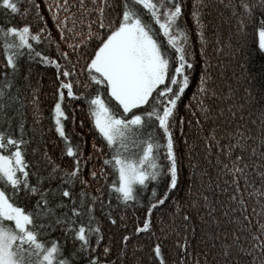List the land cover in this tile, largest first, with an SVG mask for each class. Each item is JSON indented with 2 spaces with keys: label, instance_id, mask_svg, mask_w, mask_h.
Instances as JSON below:
<instances>
[{
  "label": "snow or ice",
  "instance_id": "1",
  "mask_svg": "<svg viewBox=\"0 0 264 264\" xmlns=\"http://www.w3.org/2000/svg\"><path fill=\"white\" fill-rule=\"evenodd\" d=\"M27 3L21 11L20 0H0V12L5 14V23L0 25L3 57L0 60V264H117V261L123 264L133 233H121L115 254L111 242L103 244L105 258L102 259L97 248L104 241V234L95 215L96 205L99 203L106 219L117 226L108 210L112 205L105 203V191L109 200L114 195L120 204L134 206L139 203V194L147 191L151 183L142 225L134 228L135 233L148 232L153 209L163 205L176 189L180 167L174 129L195 66L190 47L191 29L185 16L195 25L203 59L207 4L205 0H92V5L85 8L80 0L88 20L81 18L79 22L86 24V31H78L67 0L64 4L58 0L48 4L45 0L59 29L57 41L52 38L40 5L35 0ZM225 7L235 19L236 34L246 36L251 28L252 44L264 55V0L258 3L228 0ZM61 11L68 12L63 21L59 19ZM30 13L36 21L35 30L26 21ZM14 15L24 17L25 22L13 25L10 18ZM69 21L72 23L67 31L79 36L78 42L66 38L65 26ZM60 41L65 43V49H61ZM41 43H55L56 57L40 50ZM81 46L84 52L79 51ZM243 46H247V39ZM61 61L66 63L62 65ZM35 63L56 69L51 120L61 156L71 158L67 167L56 163L47 149L37 156L38 149L31 148L35 159H28L29 141L24 139L23 123L16 124L19 135L9 130L13 127V116H20L16 103L20 100L19 91L29 85ZM77 65L80 72L76 71ZM245 78L248 84L243 102L228 103L235 93L229 89V95L221 96L215 85L210 86L212 77L206 66L195 82L191 99L183 103L187 110L193 107L192 100L199 98L191 115L199 113L196 124L201 132L204 131L201 121L211 123L204 144L209 156L212 148H216L215 172L218 179L225 178L223 188L219 184L215 186L225 196L223 201L217 199V203L220 215L227 217V224L231 225L221 230V221L213 215L216 206L202 194L203 207L210 210L202 235L196 237L195 229L192 230L193 238L204 245L197 252L195 264H201V251L204 264H244L246 257L251 258L248 264H264V103L252 108L257 100L255 92L264 101V70L259 83H254L256 77L250 73H245ZM74 101L82 104L75 103L69 117L67 107ZM246 108L249 118L244 115ZM75 109H80L82 114L86 110L90 124L87 133L77 134L76 139L66 130L65 123L69 118L75 122ZM38 114L37 108L34 115ZM188 122L191 124V119ZM183 123L184 117H179L181 133ZM80 126L84 127L83 120ZM88 134L93 137V152L85 156L84 136ZM161 149L166 164L158 163ZM93 153L102 160L99 169H88V176L98 184L96 194L81 189L77 196L73 191L76 182L90 187L82 166L92 162ZM207 162L212 164L211 160ZM107 169L111 170V181L107 179ZM101 179L103 185L99 183ZM161 181L163 187L158 192ZM245 194L251 198V211ZM193 206H197L196 202ZM183 218L189 220L187 214ZM53 231L59 235L49 236L47 240L41 238ZM179 247L182 252L179 264H184L185 257L190 259L192 255L187 234ZM151 252L159 264H166L160 243L153 245Z\"/></svg>",
  "mask_w": 264,
  "mask_h": 264
},
{
  "label": "trees",
  "instance_id": "2",
  "mask_svg": "<svg viewBox=\"0 0 264 264\" xmlns=\"http://www.w3.org/2000/svg\"><path fill=\"white\" fill-rule=\"evenodd\" d=\"M40 5L41 14L44 16L47 22L48 29L51 31L53 40L59 41V29H57L51 19V15L45 6V0H35ZM56 0H47L48 4H54ZM60 4H64V0H58ZM85 8H89L92 5V0H83ZM250 3H258V0H249ZM69 11L74 14L76 23V29L78 31H86V24H81L79 21L83 18L85 21L88 20V14L84 12L80 7V0H67ZM207 7L204 10V20L207 25L206 29V44L204 57L201 59L200 48L201 44L196 36L195 25L187 15V27L191 29L190 32V47L194 53V71L192 72V83L189 89H186V95L183 98V103H188L191 99L192 93L195 91V82L198 80L201 71L207 66L208 74L212 77L210 86L215 85V88L220 92L221 96L229 95L228 90L231 89L235 96L228 103H234L239 105L243 102L245 97L244 88L247 86L248 81L245 78V73H250L256 77L254 83L260 82V74L264 70V55H261L255 50L252 44V29L249 28L246 36L236 34L235 19L232 16L231 10L225 7L228 0H205ZM233 3H238V0H233ZM28 6L27 0H20L21 11ZM94 7V6H93ZM190 7V3H189ZM239 14V13H238ZM68 15V12L61 11L59 19L64 20V17ZM93 18L95 13L92 14ZM13 25H20L25 22V18L19 15H14L10 18ZM27 22H30L35 30L36 21L33 18V14H29L26 18ZM5 23V14L0 12V25ZM71 21L65 26L66 38L73 39L74 42L80 40L79 36H74L73 33L68 32L67 28L71 26ZM95 27V25H93ZM247 39V46L244 45V40ZM217 40L220 43H217ZM39 49L45 54H50L56 57V45L41 43ZM61 49H65L66 45L63 41H60ZM237 47H240V51H236ZM219 48V51L216 49ZM70 53L71 49H67ZM80 52H84L83 46L79 49ZM3 57L0 56V60ZM62 65L66 63L61 61ZM73 63H75V55H73ZM81 63L83 61L81 60ZM76 71L80 72V67L77 65ZM56 69L53 66L41 65L35 63L34 69L27 87H21L19 91L20 100L16 102L19 105L18 112L20 116H13V127L9 129L14 134L19 135L16 129V124L22 122L25 129L24 139L29 141L28 152L26 153L28 159H35L31 148L35 147L38 149L37 156L39 153L47 149L48 154L53 157L56 163H59L61 167H67L71 163V158L67 155L61 156L60 153V142L55 134L54 122L51 120V107L53 105V96L56 87ZM2 79V78H0ZM83 80L84 77H81ZM35 90V91H34ZM257 100L252 103V108H257L259 103L264 101L259 100V92H255ZM192 100V106L189 109L183 107V103L180 106L177 127L174 129L176 138V151L178 154V164L180 167L179 180L176 189L171 193L163 205H158L153 209L149 219L151 223V230L148 232L135 233L134 228L137 224L142 225L143 218L146 214L145 205L148 203L150 189L152 184H149L147 191L139 194V203L134 206L129 204L124 206L120 204L113 195L112 198L108 199V193L105 191L104 199L105 203H110L112 207L108 209L113 217L117 221V226H113L110 221L106 219V215L101 211L99 203L96 205L95 215L102 227L104 234V241L97 248V251L103 256V244L111 242L112 252L115 254L118 247H120V236L123 232H132L133 236L127 245V252L123 258V264H159V261L155 258L154 253L151 252L153 245L156 243L161 244V252L165 259L166 264H179V258L182 254L179 247L180 243L184 242L185 235L187 234L191 242V258L185 257L184 264H195L197 259V252L203 249L204 245L198 244L197 240L193 238L192 230L195 229V236L200 237L202 235V229L209 217L207 213L209 208L203 207V195H207L211 204L215 205L217 211L213 214L221 221V230L225 227H231L227 224V217L220 215V206L217 203V199L223 201L225 196L222 192H219L215 187L217 184L221 188L224 187V179L217 177L215 172V158L217 155L216 148H212L211 156L208 155L207 147L204 144L208 129L211 127L210 122L201 121V125L204 129L200 131V126L196 124V120L199 118V113L196 116H192V111H195L194 105L198 102ZM212 101H210L211 103ZM75 103H81V101H74L67 107L69 117L73 113V106ZM220 103V101H216ZM15 107V105H14ZM225 109L227 103L224 104ZM38 108L39 114L34 115ZM11 114V113H9ZM244 115L248 117V110L245 109ZM239 113H237V117ZM179 117H184L183 133L180 130ZM22 118V119H21ZM191 119V124H189ZM84 121V127L80 126V121ZM219 122V121H218ZM2 123V122H0ZM66 130L74 139L77 138V134L82 136L87 133L90 126L87 119L86 110L82 114L80 109H75V122L69 118L66 122ZM219 136V130H217ZM92 135L88 134L84 136L83 151L84 155L87 156L89 152H93L91 147ZM97 144H100V140L97 139ZM225 142V141H222ZM104 152L107 153L105 147ZM223 159V157H221ZM211 160L212 164L207 161ZM160 164H166L164 159V150H160ZM102 166V160L99 154L93 153L92 162H86L83 165L84 178L90 181V187L76 182L73 186L74 193L78 196L81 189L85 192H92L95 195V188L98 186L97 182L91 180L88 176L89 168L99 169ZM109 171L108 181L113 179L111 170ZM202 173H207L202 175ZM100 185L105 182L103 179L100 180ZM242 183V182H241ZM55 186V182H53ZM163 187V181L157 185L158 192ZM231 191V188H229ZM251 191V189H249ZM249 199V211H251V198ZM196 202L197 206L193 204ZM62 211V210H58ZM189 216V220H184V215ZM121 216L124 220L121 221ZM46 222V221H45ZM255 223V221H254ZM214 227V225H213ZM59 235L58 231H53L50 234L41 237L47 240L49 236L55 238ZM134 246H136L134 248ZM139 246H143L140 248ZM68 255L67 249L64 253ZM151 255V259L149 256ZM259 260V254H257ZM115 257H113L114 259ZM211 259V257H209ZM250 257L244 258V264H248ZM201 264L203 261V252L200 253ZM120 264V261H117Z\"/></svg>",
  "mask_w": 264,
  "mask_h": 264
}]
</instances>
